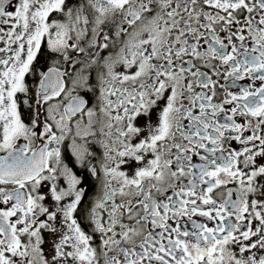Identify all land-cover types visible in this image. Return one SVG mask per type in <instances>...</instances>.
Returning <instances> with one entry per match:
<instances>
[{
  "label": "snow or ice",
  "instance_id": "6c2138e0",
  "mask_svg": "<svg viewBox=\"0 0 264 264\" xmlns=\"http://www.w3.org/2000/svg\"><path fill=\"white\" fill-rule=\"evenodd\" d=\"M0 264H264V0H0Z\"/></svg>",
  "mask_w": 264,
  "mask_h": 264
}]
</instances>
